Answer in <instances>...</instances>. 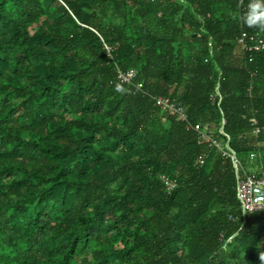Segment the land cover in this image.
Instances as JSON below:
<instances>
[{"label": "trees", "instance_id": "1", "mask_svg": "<svg viewBox=\"0 0 264 264\" xmlns=\"http://www.w3.org/2000/svg\"><path fill=\"white\" fill-rule=\"evenodd\" d=\"M256 2L0 0V264H264V215L194 130L225 145L224 120L264 178V44L238 43H264Z\"/></svg>", "mask_w": 264, "mask_h": 264}, {"label": "built area", "instance_id": "2", "mask_svg": "<svg viewBox=\"0 0 264 264\" xmlns=\"http://www.w3.org/2000/svg\"><path fill=\"white\" fill-rule=\"evenodd\" d=\"M254 41L253 46L246 48V40ZM238 43L245 47L249 51H260L263 47V39L260 36H247L244 34L239 40ZM107 52L110 54L112 49L106 47ZM117 79L122 84H130L135 78V72L130 70L127 72H121L120 69H117ZM217 94L220 96L218 89ZM221 99V98H220ZM155 105L160 108L163 112L168 114L171 117H175L179 121H186V115L183 111L175 107V105L167 98H154ZM220 104V102H219ZM225 122L222 121V126L219 133L227 139L225 145L217 142L211 136V131L208 126L196 125L194 127L195 132L197 131L200 135L201 142L209 143L217 147L222 153L227 157L231 158L233 166L236 170V198L239 202L242 217L245 221L248 215L254 213H262L264 215V178H255L252 176L242 178L238 173L239 162L236 158L234 151L229 147V136L225 134L223 130ZM259 131H256L258 133ZM202 162V160H200ZM162 182L166 187V190L171 193L175 190V183L166 177H162ZM243 221V222H244Z\"/></svg>", "mask_w": 264, "mask_h": 264}, {"label": "clouds", "instance_id": "3", "mask_svg": "<svg viewBox=\"0 0 264 264\" xmlns=\"http://www.w3.org/2000/svg\"><path fill=\"white\" fill-rule=\"evenodd\" d=\"M245 23L249 27H258L264 31V10H262V3L256 2L249 6V12L245 17ZM116 90L120 91V86H116Z\"/></svg>", "mask_w": 264, "mask_h": 264}]
</instances>
